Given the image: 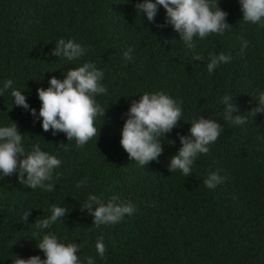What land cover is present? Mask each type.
Masks as SVG:
<instances>
[{
  "label": "trees",
  "instance_id": "16d2710c",
  "mask_svg": "<svg viewBox=\"0 0 264 264\" xmlns=\"http://www.w3.org/2000/svg\"><path fill=\"white\" fill-rule=\"evenodd\" d=\"M137 2L0 0V81L11 78L29 109L38 112L36 89L46 88L49 77L62 80L84 60L103 70L107 89L96 97L104 107L95 122L97 136L81 147L61 131L43 130L29 109L11 107L9 91L0 95V123L15 122L26 148L39 143L61 160L50 191L21 183L16 171L0 178V264H12L15 255L43 259L36 241L47 231L77 242L82 264L88 256L94 264H264V139H258L264 137V115L234 126L223 120L217 103L227 93L237 106L233 115L254 106L256 90L264 88V25L243 22L238 0H218L230 26L222 35L197 39L193 51L204 58L193 59L166 23L165 10L158 6L150 22L137 14ZM60 37L85 45V55L76 61L52 55ZM241 39L248 41L243 51ZM128 47L132 59L125 61L122 51ZM210 51L232 59L209 73ZM155 90L181 101L182 120L160 138L157 159L140 166L120 145V130L131 103ZM198 116L218 120L222 131L207 153L197 155L192 173L171 172L170 157L180 147L177 134L189 136ZM211 171L224 176L215 189L202 182ZM88 192L105 200L119 194L135 211L119 223L97 227L81 207ZM53 203L68 211L50 228L36 229ZM101 233L103 258L95 249Z\"/></svg>",
  "mask_w": 264,
  "mask_h": 264
},
{
  "label": "clouds",
  "instance_id": "9594fccd",
  "mask_svg": "<svg viewBox=\"0 0 264 264\" xmlns=\"http://www.w3.org/2000/svg\"><path fill=\"white\" fill-rule=\"evenodd\" d=\"M242 21L257 26L264 25V0H238ZM158 6L165 10L166 23L179 34V40L192 58H204L194 52L196 40L204 39L209 34L222 35L230 26L226 22L227 12L218 6V0H138L134 5L137 14L143 15L147 21H153ZM163 26V25H161ZM195 38V39H194ZM248 46V41L241 39L240 50ZM86 46L73 38L60 37L55 41L52 55L67 61H76L85 55ZM132 48L122 51L125 61L132 59ZM230 54L225 52H208L206 68L211 73L221 63L229 62ZM104 72L91 60H84L67 71L62 80L49 77L46 88H37L40 107L29 109L23 90L13 86L11 78L0 81V95L9 91L12 105H18L40 118L43 130L51 129V134L57 131L65 134L68 141L74 140L76 147H81L90 138L96 137L98 129L95 122L104 112V107L96 97L107 92L102 83ZM254 106L244 114L233 115L237 106L231 102V96L224 94L217 103L222 105V117L232 125H242L247 120H253L257 113L264 115V88L255 92ZM182 104L164 90L144 91L139 99L134 100L128 108L127 118L120 130L119 143L126 150L130 160L144 166L149 160H156L162 151L160 138L169 132L182 120ZM9 120V119H8ZM222 131V124L209 117L198 116L192 119L189 136L180 135V147L170 157L168 168L170 171L179 170L187 176L192 173V165L198 154L207 153L209 145L216 141ZM258 139H264L259 137ZM59 157L42 149L39 143H32L25 147L23 134L17 130L15 122L9 120L0 123V178L13 171L17 172V179L35 189L47 191L52 189V174L59 167ZM87 178L76 182L80 188ZM224 181V176L217 171H211L203 179V185L208 189H215ZM87 208L93 218V225H113L119 223L125 215H131L135 206L130 199L113 194L106 200L93 192H88L81 205ZM68 209L58 204L49 205V214L40 218L34 225L36 229H48L61 218ZM27 212L21 219L27 217ZM103 233L95 241L98 256L103 258L105 253ZM36 247L43 252V259L39 255L28 258L14 256L12 264H82L77 255L80 245L75 241L60 239L55 232H43L36 241ZM87 264H94L93 257L86 258Z\"/></svg>",
  "mask_w": 264,
  "mask_h": 264
}]
</instances>
